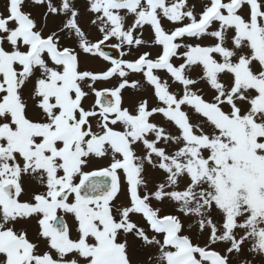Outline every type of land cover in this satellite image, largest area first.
I'll return each instance as SVG.
<instances>
[{
    "label": "snow or ice",
    "instance_id": "snow-or-ice-1",
    "mask_svg": "<svg viewBox=\"0 0 264 264\" xmlns=\"http://www.w3.org/2000/svg\"><path fill=\"white\" fill-rule=\"evenodd\" d=\"M0 264H264V0H3Z\"/></svg>",
    "mask_w": 264,
    "mask_h": 264
},
{
    "label": "rangeland",
    "instance_id": "rangeland-1",
    "mask_svg": "<svg viewBox=\"0 0 264 264\" xmlns=\"http://www.w3.org/2000/svg\"><path fill=\"white\" fill-rule=\"evenodd\" d=\"M3 3V0H0V4H2ZM111 43H115V41H112Z\"/></svg>",
    "mask_w": 264,
    "mask_h": 264
}]
</instances>
